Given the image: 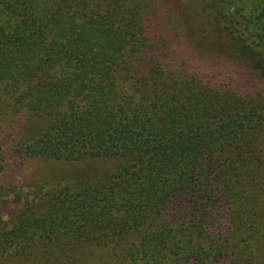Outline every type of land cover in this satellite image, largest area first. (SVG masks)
<instances>
[{
	"label": "trees",
	"instance_id": "1",
	"mask_svg": "<svg viewBox=\"0 0 264 264\" xmlns=\"http://www.w3.org/2000/svg\"><path fill=\"white\" fill-rule=\"evenodd\" d=\"M126 1L0 0V264H264V0L171 48Z\"/></svg>",
	"mask_w": 264,
	"mask_h": 264
},
{
	"label": "rangeland",
	"instance_id": "2",
	"mask_svg": "<svg viewBox=\"0 0 264 264\" xmlns=\"http://www.w3.org/2000/svg\"><path fill=\"white\" fill-rule=\"evenodd\" d=\"M193 1L196 2V0H187L184 5H179L174 0H153L152 3L148 0H145L146 3H144L142 0V2L138 4H133L132 8H130L131 6L127 7L126 10L143 14L145 20L143 21L145 23H149L148 19L152 17L160 19L157 25L175 35V37H167L168 43L170 44L171 48L172 46L177 45L176 40H174V38L176 39V34L178 37H180V35H184V33L185 35H187V33H193L197 35V33L200 34L198 32L199 30H207L212 25V22L206 19V16L201 15L200 7L192 3ZM239 1L241 6H246L251 10V4L254 0ZM126 3L128 4V0L126 1ZM124 8L125 6H123V9ZM143 21H140L139 23L142 24ZM187 44L183 49L174 47L168 57L171 58V60H177L178 58L182 57L185 59L194 60V57H196L200 61V71L203 74L208 71L207 68L210 63H214L215 65H217L220 69V73L222 72L224 76L231 73L233 74L234 70L238 67H243L239 61H236L237 59L234 58L233 55H231V59L227 56L226 53L222 52V50L224 49V45H213L212 43L200 40L198 38L194 39V43L191 42V44H193L192 46H194L193 49L192 47L186 48L187 46H189ZM197 51H202V54L200 53V55H197ZM194 66L195 64H192L191 68H193ZM190 71L191 70H189V72ZM222 73L221 75H223ZM29 166L31 170H50V172L66 170L69 167L68 165L63 166L54 162H35L29 164ZM5 178L9 180V177L7 175ZM14 209L15 208L13 207V205H11L5 208L4 211L6 213L8 211L13 213L12 210Z\"/></svg>",
	"mask_w": 264,
	"mask_h": 264
}]
</instances>
